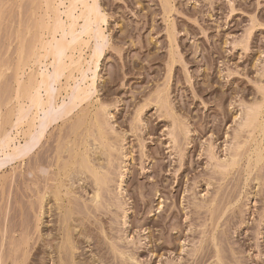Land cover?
<instances>
[{
  "label": "rangeland",
  "instance_id": "1",
  "mask_svg": "<svg viewBox=\"0 0 264 264\" xmlns=\"http://www.w3.org/2000/svg\"><path fill=\"white\" fill-rule=\"evenodd\" d=\"M45 1L0 0V131L11 137L17 73L25 83L52 71L50 61L28 60L39 37L50 39L43 29L61 3ZM65 3L56 8L67 23ZM88 6L97 13L89 32H102L105 46L87 65L97 43L83 34L91 47L81 59L85 80L76 72L69 80L85 87L88 99L67 118L47 119L34 154L22 138L16 143L28 151H21L24 160L2 157L11 161L0 166V262L59 264L54 249L72 227L71 264H264V0H90ZM83 24L79 19L78 32ZM58 97L60 108L70 102ZM76 154L105 179L98 204L95 176L85 164L88 172L79 171ZM69 224L66 233L62 225Z\"/></svg>",
  "mask_w": 264,
  "mask_h": 264
},
{
  "label": "bare ground",
  "instance_id": "2",
  "mask_svg": "<svg viewBox=\"0 0 264 264\" xmlns=\"http://www.w3.org/2000/svg\"><path fill=\"white\" fill-rule=\"evenodd\" d=\"M45 1V0H44ZM53 2H55V0H52ZM51 0H47V2H52ZM66 1H68L69 2V6L66 8V10L63 12V14L65 15V17H66V21H67V23H65V21H63V19H62V17H61V14H59V13H61L58 9H59V6H65V2ZM89 1L90 0H59V3H60V5L58 6V5H56L55 7H52L51 8V6L52 5H54V3H52V5L50 6L49 5V3H48V5H49V7L51 8V12H52V10H53V12H52V14H53V16L51 17V19H52V21L50 22V23H47V25H45V23L43 22V26L45 25V27H44V31L46 30V31H48L47 32V34H48V36H49V40L46 42V41H44V40H41V38L39 37V39H38V45L37 46H34L35 47V49H34V47H33V49H34V51L33 52H31L32 54H30V59H28L29 61L30 60H32V63L31 64H34V65H39V66H41V65H44L45 64V62L46 61H50V66H51V68H52V73L50 74V73H41V74H39V72H38V74L36 75V76H33L32 74L30 75V77H28L29 78V80H27L25 83L23 82L22 83V81H24V80H26V79H22L21 81L20 80H18L21 76L23 77V73L21 74V76H20V74L19 73H17L18 75H17V77L19 76V78L16 80V84H17V86H18V88H16V95H15V98L14 99H16L17 100V103H18V108H17V110H16V112H17V114H16V116H14L13 115V117H15V120H16V122L15 121H13V120H11V121H13V122H15L14 124L13 123H11L10 125H11V129H14L13 131L16 133V135H15V137H11L10 136V134H9V132L8 131H6L5 129H4V131H5V133H2V132H4L3 130H1L0 131V159L1 160H3L2 159V157L3 156H9V158L11 159V157H13V156H15V157H13L14 159H11L12 161H19L21 158L23 159V157L25 156V154L23 155V151H25L26 149L27 150H29L30 152V154L33 152V151H35L34 149H37L39 146L38 145H40V143H41V140L43 139V137H44V135H45V132H46V122H47V119L49 118V121L50 122H54V121H57V120H59V119H62V118H67L78 106H79V103H81V102H83V101H85V100H87L88 99V97H89V95H88V93H87V91H86V88L85 87H83V86H81V85H78V86H72V84H70V81L69 80H71L72 78H73V74L76 72V73H78L79 75H81V77H82V81H84L85 80V72H84V69H83V65H84V62L83 61H81V59H82V56H83V53L85 52V50H89V48H91L90 46H89V44H90V42L88 41V42H85V41H83V39H82V35L83 34H85V33H87L88 34V36H89V38L91 39H94L95 40V44L97 45V47L95 48V51L93 50V53H91V54H88V56L91 58V60L87 63V61H86V63H87V65H91V64H94L95 63V58L97 57V55H99V54H101V50L100 49H97L98 47H103L104 48V46H105V44H104V46H103V43L102 42H104L105 43V40H106V38H105V36H104V34L102 33V32H100V33H96V32H94V35L93 34H91L90 32H89V29H88V24L90 23V22H92V17L94 16L95 17V20L97 19V13L95 12V10H93V9H90L89 8V6H88V4H89ZM46 2V1H45ZM58 2V1H57ZM56 3V2H55ZM58 3V4H59ZM46 5V4H45ZM47 6V5H46ZM58 6V7H57ZM58 9H57V8ZM46 9H47V7H46ZM47 11V10H46ZM77 11H79L80 12V14L78 15V16H76V13H77ZM49 15V14H48ZM47 15V16H48ZM48 19H49V16H48ZM79 19H82L83 20V22H84V24H83V26H82V30L80 31V32H78V20ZM48 22V21H47ZM29 25V24H28ZM41 28V27H40ZM45 34V33H44ZM44 34H42L43 36H44ZM58 34H61L62 35V38H61V40H57V35ZM42 36V37H43ZM45 37H47V36H45ZM68 38H71L72 39V41H70V42H68L67 41V39ZM97 41V42H96ZM25 42V41H24ZM100 42V43H99ZM37 44V43H36ZM99 45H101V46H99ZM102 48V49H103ZM20 50V49H19ZM22 50V49H21ZM20 52V51H19ZM76 54H79V57H77V58H75V55ZM27 55V54H26ZM32 58V59H31ZM21 60H22V58H21ZM20 62H23V61H20ZM25 63H30V62H27V61H25ZM21 64V63H20ZM19 64V65H20ZM23 64L24 63H22V65H21V67H23L24 68V73H25V67H27L26 65L27 64H25V67L23 66ZM30 65V64H29ZM28 65V67H29V69H30V66ZM4 66V65H3ZM20 66H18L17 68H19ZM34 67V66H33ZM32 67V68H33ZM4 69V68H3ZM21 68H19L18 69V72H19V70H20ZM1 71V70H0ZM21 71V70H20ZM32 71V70H31ZM67 72H69V74H67ZM5 74V73H4ZM67 74V75H66ZM1 75V74H0ZM3 76V75H2ZM32 76V77H31ZM66 77V83L65 84H62V78H65ZM74 84H76V83H74ZM54 85H60L59 86V88H57V91H58V93H56L55 91V89L54 88H56V87H54L53 88V90H52V87L54 86ZM59 89V90H58ZM44 92V94H45V96H46V99H43V97L44 96H42V93ZM53 92V93H52ZM55 92V93H54ZM64 94V95H66L67 97L69 96L70 97V99H69V97H68V99H69V103L68 104H66V105H64V107L62 106L61 108H60V106H59V101H58V99H59V95H61V94ZM54 94H56V95H54ZM13 100V99H12ZM25 102H27L28 104H26ZM24 103L26 104V105H28V107L25 109V107H26V105L24 106ZM64 104V103H63ZM59 108H60V113H59ZM1 109V108H0ZM57 110V111H56ZM48 111V112H47ZM53 111H55V112H53ZM14 112V111H13ZM44 113V115L46 116L43 120H44V122H41L43 125H40V126H42V129L40 130V132L38 133V135L37 136H34V129H35V127H36V122H37V120L39 121V115H40V113ZM50 112H52V113H50ZM59 113V115H55L56 113ZM0 113H1V110H0ZM46 113H50V115L49 114H46ZM55 113V114H54ZM57 113V114H58ZM55 115V116H54ZM53 116V117H52ZM1 117V116H0ZM14 119V118H13ZM42 120V121H43ZM7 123V122H6ZM13 124V125H12ZM39 124V123H38ZM25 125H27L26 126V130L27 131H25L24 129H23V127L25 126ZM5 126V125H4ZM13 126V127H12ZM28 127V128H27ZM103 130V129H102ZM11 131V130H10ZM6 132H8V133H6ZM89 132V131H88ZM104 133V132H103ZM105 136V135H104ZM102 137V136H101ZM24 139V142L25 141H27V142H25V143H27L28 145H31V146H27V144L25 145V147H24V144H23V146H21V144H20V148L17 146V143H16V141L17 140H19V139ZM101 140H102V138H100ZM103 141V140H102ZM20 143V142H19ZM85 145V144H84ZM94 145V144H93ZM38 146V147H37ZM96 146V145H95ZM21 147H24L25 148V150L23 149V151H22V149H21ZM28 147H30L29 149H28ZM37 147V148H36ZM90 148V147H89ZM94 148V147H93ZM38 150V149H37ZM36 150V151H37ZM23 153H22V152ZM32 151V152H31ZM261 151V150H260ZM25 152H27V155L26 156H28L29 154H28V151H25ZM76 152V151H75ZM74 152V153H75ZM84 152V151H83ZM86 152V151H85ZM259 152V151H258ZM257 152V154H259L260 156H258L257 155V157H261V154L262 153H258ZM20 153H22V154H20ZM87 153V152H86ZM3 154V155H2ZM19 154L20 155H22V157H20L19 156ZM32 154H34V153H32ZM72 154V153H71ZM19 156V158H18V156ZM109 155H110V153H109ZM11 156V157H10ZM25 156V157H26ZM79 157V155L78 154H76L75 156H73V157H75L74 159H77V157ZM82 156V155H81ZM85 156V155H84ZM83 156V157H84ZM86 156H88L87 154H86ZM90 156V155H89ZM263 156H264V154H263ZM68 157V156H67ZM71 157V156H70ZM73 157H72V159H73ZM16 158V159H15ZM18 158V159H17ZM88 158V157H87ZM90 158V157H89ZM263 158V157H262ZM4 159H6L2 164H1V162H0V166H1V168L3 167V166H6L8 163L7 162H10L11 160L10 159H8V158H4ZM8 159V160H7ZM73 159V160H74ZM84 160H82V158H81V160H80V162H79V160H78V162L75 160V162L78 164H80V163H82V165L79 167V171L82 173L83 171H85V170H88V171H85L84 172V174L85 173H89V174H91V177H96V176H98V177H94V179H96V184H94V185H97L96 186V190L94 189V191L96 192L97 191V187L99 188L98 190H100L101 191V188H102V185H104L105 186V182H104V180L102 179V178H99V176L100 175H98L99 173H97V169H95L94 167L91 169V168H88V166H92V165H89V164H85V162H87L88 163V161H86L85 160V158H83ZM90 159H92V158H90ZM258 160H260L261 161V158L259 159V158H257ZM24 160V159H23ZM23 160H21V162L23 161ZM83 161H85V162H83ZM93 161V160H92ZM99 161V160H98ZM225 161V160H224ZM7 164H6V163ZM100 162V161H99ZM76 163H75V165H76ZM6 164V165H5ZM83 164H85V166L83 165ZM90 164H91V162H90ZM228 164V163H227ZM70 165H72L73 167H74V164H72V161H70V163H68L67 164V166H68V169L70 168L69 166ZM66 166V165H65ZM66 166V167H67ZM79 166V165H78ZM82 166H84V167H87L85 170H84V167H82ZM94 166H96V164H94ZM101 166V165H100ZM219 166V165H218ZM223 167V166H222ZM0 168V169H1ZM72 168V167H71ZM62 169V168H61ZM73 169V168H72ZM71 169V170H72ZM76 169H78V168H76ZM81 169H83V171L81 170ZM94 169H95V171L96 172H94ZM101 170H102V167L100 168ZM222 169V168H221ZM62 170H66V168H64V169H62ZM92 170H93V175H92ZM110 170V169H109ZM227 170V169H226ZM69 170H67V172H68ZM65 173V175L64 176H66L68 173ZM74 172V171H73ZM73 172H72V175H73ZM99 172V171H98ZM74 173H76V172H74ZM80 174V173H79ZM79 174L77 175V176H79ZM83 174V173H82ZM69 175L70 174H68L67 176L69 177ZM72 175H70V176H72ZM81 175V174H80ZM102 175V174H101ZM63 176V175H62ZM73 177V176H72ZM90 177V178H91ZM102 177V176H101ZM105 177V176H104ZM107 177V176H106ZM71 178V177H70ZM75 178V177H74ZM85 178V177H84ZM87 178V177H86ZM102 179V180H101ZM69 180V179H68ZM71 180V179H70ZM72 180H73V178H72ZM75 180V179H74ZM67 181V180H66ZM106 181H107V179H106ZM52 182V181H51ZM60 182V181H59ZM71 182V181H70ZM85 182V181H84ZM92 182V181H91ZM102 182H103V184H102ZM62 183V182H61ZM72 183V182H71ZM107 183H109V182H107ZM64 185V184H63ZM67 185V184H66ZM67 186H69V185H67ZM71 186V185H70ZM101 187V188H100ZM59 190H60V188H58ZM69 190H70V188H68ZM67 189V190H68ZM59 190H57V191H59ZM56 191V193H55V196L57 197V201H60L62 198H58L59 197V195L61 194H59L58 192ZM47 192V191H46ZM49 192V191H48ZM51 193H53V192H51ZM57 193H58V195H57ZM65 193V192H64ZM68 193V192H67ZM72 194V193H71ZM93 194H95V195H93V197L94 198H92V202L93 203H97V202H95V201H100V192L99 191H97L96 193H93ZM50 195H52V194H50ZM49 195V196H50ZM65 195H67V194H65ZM62 197V196H61ZM41 198V197H40ZM41 199H44L43 197L41 198ZM58 199H60V200H58ZM54 200H56V198L54 199ZM94 200V201H93ZM56 201V202H57ZM62 201V200H61ZM73 201V200H72ZM43 202V201H42ZM55 202V204H57ZM90 202H91V200H90ZM44 203V202H43ZM85 204V203H84ZM98 204V203H97ZM61 205V204H60ZM42 206V205H41ZM79 206V205H78ZM101 206V205H100ZM62 207V206H61ZM85 207V206H84ZM99 207V206H98ZM42 208V207H41ZM40 208V209H41ZM70 209V208H69ZM85 210V209H84ZM90 210V209H89ZM39 211V210H38ZM41 211H43V210H41ZM40 211V212H41ZM71 213H72V210L70 211ZM70 212L68 213V211H67V215L68 214H70ZM76 212V211H75ZM41 214H43L42 212H41ZM65 216V218H68L69 219V216L71 217L72 215L70 214L69 216ZM43 216V215H42ZM41 216V217H42ZM62 218V217H61ZM64 219V218H63ZM71 219H73L72 217H71ZM37 220V219H36ZM40 220H41V218H40ZM39 219H38V221H40ZM62 221V220H61ZM65 221H67L66 223H69V221L70 220H64L63 222V224H66L65 223ZM74 221V220H73ZM77 221V220H76ZM62 226H64V229L66 228L65 226H71L70 224L69 225H62ZM37 227H39V226H37ZM69 227H67V228H69ZM78 227V226H77ZM66 228V233H68L70 230L72 231L70 234H64L65 236H66V238H63L64 240L66 239V241H63L62 239V242H64V243H62L61 245L63 246V244L65 245V246H61L60 248H59V246H57L58 248H55V246H54V253H56L55 252V250H57V251H59L58 252V254H60V255H62V257H63V259H62V257H61V259L59 258V255H58V259H59V261H58V263L59 264H61L60 263V261H65L66 262V264L68 263V264H71L72 262L71 261H75L74 259H75V257H74V254H75V252L73 251V250H75L76 248V246H75V242L73 241V239H74V237H71V234L72 233H74L73 231H75L72 227H70L69 229L70 230H68ZM39 229V228H38ZM63 229V228H62ZM68 230V231H67ZM26 231V230H25ZM70 235V236H69ZM64 236V237H65ZM73 236V235H72ZM27 238V237H26ZM70 238H73L72 239V241H73V243H72V241H71V239ZM56 239V238H55ZM23 240V239H22ZM75 240V239H74ZM28 240H26V242L25 243H27L28 244V242H27ZM30 241V240H29ZM78 243V242H77ZM13 244V243H12ZM16 244V243H15ZM24 244V243H23ZM78 245V244H77ZM21 246V245H20ZM73 246H75V247H73ZM2 247V246H1ZM24 247H25V245H24ZM23 247V248H24ZM27 247H28V245H27ZM15 248V247H14ZM26 248V247H25ZM74 248V249H73ZM28 250V249H27ZM38 251L36 252V254L35 255H33V256H36L37 254H39L40 252H41V249H37ZM11 251V250H10ZM24 251H25V249H24ZM31 251V250H30ZM66 251H70V255H72V256H70L69 255V253L67 252V253H65ZM14 254V253H13ZM28 254H29V252H28ZM31 254V253H30ZM65 254H67L66 256H65ZM55 255H57V253L55 254ZM64 255V256H63ZM21 256V255H20ZM24 257V256H23ZM25 257L27 258V256L25 255ZM32 257V256H31ZM64 257H66V258H64ZM68 257H70V259L72 258V260L71 261H68L69 260V258ZM15 258V257H14ZM68 258V259H67ZM74 258V259H73ZM131 258V257H130ZM34 259V258H33ZM67 259V260H66ZM23 260V259H22ZM22 260H20V261H22ZM26 260H29V258H27ZM35 260V259H34ZM33 260V261H34ZM23 261H25V259L23 260ZM21 262V263H23V264H25V262ZM31 261H32V259H31ZM64 262V263H65ZM69 262H71V263H69ZM96 262V261H95ZM94 262V263H95ZM99 262V261H98ZM6 263V262H5ZM18 264L19 263V261H14L13 262V264ZM92 263V262H91ZM93 263V264H94ZM97 263V262H96ZM95 263V264H96ZM0 264H3V262H0ZM42 264V263H41ZM63 264V263H62ZM74 264H77V261H76V263H74ZM80 264V263H79ZM81 264H83V263H81ZM86 264V263H85Z\"/></svg>",
  "mask_w": 264,
  "mask_h": 264
}]
</instances>
